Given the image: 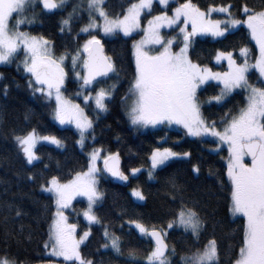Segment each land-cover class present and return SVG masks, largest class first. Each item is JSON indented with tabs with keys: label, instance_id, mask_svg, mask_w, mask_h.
Wrapping results in <instances>:
<instances>
[{
	"label": "snow or ice",
	"instance_id": "obj_1",
	"mask_svg": "<svg viewBox=\"0 0 264 264\" xmlns=\"http://www.w3.org/2000/svg\"><path fill=\"white\" fill-rule=\"evenodd\" d=\"M154 3L159 14L154 12ZM68 7L69 0H0V65L16 63L32 96L51 104L54 121L61 126L74 127L76 143L87 158L85 169L67 177L49 174L39 184L40 191L48 194L54 205L48 237L43 244L48 258L45 264H94L86 254L92 225L101 226L100 248L124 255L121 236L96 211L105 196L99 187L100 180L107 175L127 183L130 176L138 179V174L144 172L148 180H154L166 170L169 161L190 156L170 147H155L148 157L147 169L132 167L125 172L119 151H105L96 146L94 122L85 107L91 103L97 116L109 110L116 85H105L110 74L117 73L115 63L104 54L101 33L103 37L122 34L131 38L134 74L128 94L122 100L128 122L134 129L178 126L186 136L214 144L213 151L217 154L226 146L229 211L233 218H242L243 224L242 242L234 264H264V3L254 7L245 0L236 9L230 3L202 9L193 0H127L121 5L120 14H115L109 11L108 0H75L71 11L64 15ZM37 8L44 16L60 17L59 31L72 39L71 50L57 55L53 40L24 30V26L36 22ZM142 17L146 26H142ZM74 24L79 26V31H74ZM165 28L177 35L162 34ZM245 28L250 42H255L258 55L243 44L238 48V55L233 51H218L215 61L217 64L227 62L226 71H213L193 61L190 48L194 37L211 36L222 40ZM137 33L141 38H136ZM177 38L180 44L176 45L178 51H174ZM70 73L80 83L85 107L64 95ZM3 79L0 74V80ZM210 87H217L219 91L204 103L225 107V101L235 94L242 97L241 106L235 113L225 112L219 122L206 119L200 96ZM0 93L6 97L8 85H4ZM12 137L28 165L42 159L37 152L38 145H54L57 149L66 146L63 139L42 134L36 128L23 133L13 131ZM246 158H249L247 163ZM44 167L47 169L48 165ZM193 170L197 174L200 171L198 166ZM212 174L210 170L209 175ZM28 179L35 183L37 178L29 175ZM166 183L171 189L170 198L176 204L172 216L164 225L139 218L125 221L134 225L141 237L154 241L143 256L129 248L126 264H173L171 257L177 252L167 243V233L174 228L182 229L193 239V245L180 256V264H222L221 248L214 235L200 243L209 221L201 214L197 202L186 198L183 186L174 177H168ZM220 183H224L223 179ZM131 195L138 202L147 199L139 185L131 189ZM77 197L87 201L78 214L86 221V228L80 234L78 222H70L68 214L69 209L75 212L72 205ZM23 215L16 207L15 217ZM123 227L121 224V229ZM23 231L21 225L19 232ZM0 264H23L7 241L0 251Z\"/></svg>",
	"mask_w": 264,
	"mask_h": 264
},
{
	"label": "trees",
	"instance_id": "obj_2",
	"mask_svg": "<svg viewBox=\"0 0 264 264\" xmlns=\"http://www.w3.org/2000/svg\"><path fill=\"white\" fill-rule=\"evenodd\" d=\"M74 2L75 0H69V7L64 15L71 11ZM193 2L202 9L210 5L229 3L236 9L245 0H193ZM246 2L249 6L259 7L264 0H246ZM126 3L127 0H108L109 11L120 14L121 5ZM154 12L159 14L156 4ZM84 15L86 18V13ZM36 17V22L31 26H24V30L53 40L57 55L74 47L72 39L59 31V16H44L37 8ZM73 27L74 31H79L78 25L74 24ZM102 38L105 54L112 59L117 69V73L111 74L105 85L106 87L116 85L109 110L97 116L91 103L85 107L81 97L77 95L81 92L80 83L73 79L71 73L65 87L67 96L85 107L86 113L93 119L96 146L103 147L105 151H119L122 169L125 172L132 167L147 169L150 164L148 157L155 147H170L181 154L190 153V156L187 159L173 160L154 180H148L146 172L138 174V179L130 176L127 187L114 183L105 175L99 185L105 196L103 202L98 204L96 211L104 222L110 224L112 230L121 236L125 254L118 256L110 250L100 248L103 241L100 225L91 226L92 235L86 242V254L91 256L94 264H126L129 248L136 249L138 254L143 256L153 242L141 237L138 231L125 221L129 218H139L158 225L166 224L172 216V210L176 207L170 198L171 189L166 179L174 177L177 183L183 186L186 198L197 202L201 214L205 215L209 221L208 230L203 234L200 243L203 244L208 237L214 235L221 248L222 264H234V257L238 256L242 242L243 224L242 218H233L229 211L230 192L226 177L228 159L226 147L217 154L213 151L214 144L203 143L200 138H188L182 130L158 128L140 131L134 129L128 122L122 100L128 94L129 84L134 74L131 38L123 37L121 34L114 38L103 36ZM242 44L252 48L253 54L258 55V49L255 48L253 41L250 42L246 28L243 32L236 30V34L228 35L222 40L197 37L194 39L190 55L194 62L218 70L220 68L215 64L216 53L233 51L234 55H238V48ZM0 74L4 77L0 80V89L4 85L9 87V94L6 97L0 93V251L4 249L5 241H7L12 253L18 256L23 264L42 263L48 259L44 255L43 244L48 237L54 205L48 198V194L40 191L39 184L49 174L67 177L75 171L85 169L87 158L76 143L75 130L70 127H61L54 122L51 104L32 96L26 87L24 74L17 70L16 63L0 65ZM218 91L219 88L210 87L200 96L204 117L217 122L225 112L232 110L235 113L242 101L241 96L233 94L234 98L229 97L225 101V107L204 103L209 96ZM31 128H36L42 134H51L63 139L66 146L63 149H57L55 146L42 144L37 147V152L42 159L34 165H28L17 149L12 133L13 131L27 132ZM161 140H163L162 144ZM45 164L48 165L47 169L44 167ZM197 166L200 170L198 174L193 170ZM210 170L213 172L212 175H209ZM29 175L37 178L35 183L28 179ZM221 179L224 181L223 184L220 183ZM137 185L147 195L144 202L136 201L131 195V189ZM10 204L14 206L12 209L8 207ZM16 207L23 211L22 217H15ZM84 207H86L85 203L79 201L73 207L75 212L69 213L70 222H78L80 232L86 228V222L78 215ZM121 224L124 225L123 229ZM21 225L24 228L23 233L19 232ZM6 233L13 235L8 236ZM167 243L170 247L176 248L177 255L171 257L173 264H180V256L193 245V239L182 229L174 228L167 233ZM97 249L100 250L97 251Z\"/></svg>",
	"mask_w": 264,
	"mask_h": 264
},
{
	"label": "rangeland",
	"instance_id": "obj_3",
	"mask_svg": "<svg viewBox=\"0 0 264 264\" xmlns=\"http://www.w3.org/2000/svg\"><path fill=\"white\" fill-rule=\"evenodd\" d=\"M154 5H155V3H154ZM170 14V13H169ZM171 15V14H170ZM217 14H213V16L215 17ZM149 18H151L150 16H149ZM142 26H146V21L144 20V18L142 17ZM162 31V34H165L166 36H168L169 34L171 35V36H176L177 35V33L175 32V31H173L172 29H167V28H165V29H162L161 30ZM118 35V34H117ZM122 35V34H121ZM134 35H138V38L137 39H139V38H141L140 37V34H134ZM101 36H103V34L101 33ZM116 35H114V36H111V37H104V38H114ZM197 37H200V38H213V37H211V36H197ZM197 37H194V39L195 38H197ZM126 38H130V37H126ZM213 39H216V38H213ZM254 42V41H253ZM255 43V42H254ZM180 44V39L179 38H177V40H176V43L174 44V46H173V50L174 51H178V48L176 47V45H179ZM190 50H191V48H190ZM68 62L66 61V64H67ZM215 64H216V66H218L220 69H218V70H213V71H226L227 70V62H222V63H220V64H217L216 63V61H215ZM224 68V69H221V68ZM73 77V76H72ZM73 79L75 80V81H77L74 77H73ZM79 82V81H78ZM214 83V82H213ZM67 91L66 90H64V95L69 99V100H71L68 96H67ZM79 96V98L81 97V101L83 102V93H82V90H81V95H78ZM74 103H79V102H77V101H74V100H72ZM80 104V103H79ZM81 107H83L82 105H81ZM202 112H203V110H202ZM54 120V119H53ZM56 124H58V122H56V121H54ZM59 125V124H58ZM59 126H61V125H59ZM61 127H70V128H73L74 129V127L73 126H70V125H65V126H61ZM171 129H178V130H182L183 132H184V130L183 129H181V128H179L178 126H173V127H171ZM75 130V129H74ZM140 131H151V130H155V129H152V128H148V129H139ZM188 138H192V139H195L194 137H189V136H187ZM89 144H91L92 142L91 141H89L88 142ZM43 144V143H42ZM42 144H40V145H42ZM40 145H38V146H40ZM37 146V147H38ZM51 146H54V145H51ZM226 147V146H225ZM189 156H187V157H183V158H178V159H187ZM174 160H176V159H174ZM173 160H171V161H169V163L170 162H172ZM245 162L247 163V162H249V159L248 158H246L245 159ZM168 163V164H169ZM102 166V165H101ZM135 198V197H134ZM84 202L85 203V205L87 204V201H86V198H84V197H77V199L75 200V201H73V205H72V208L74 207V205L77 203V202ZM144 202V201H143ZM98 206V205H97ZM71 212H73L72 211V209H69L68 210V214L69 213H71ZM82 217V216H81ZM83 218V217H82ZM69 220H70V218H69ZM84 220V219H83ZM86 222V221H85ZM131 226H133L134 227V225H131ZM180 229V228H179ZM172 230V229H171ZM170 230H168V232H169ZM77 232H78V234H80V233H82V232H80L79 231V228L77 229Z\"/></svg>",
	"mask_w": 264,
	"mask_h": 264
},
{
	"label": "water",
	"instance_id": "obj_4",
	"mask_svg": "<svg viewBox=\"0 0 264 264\" xmlns=\"http://www.w3.org/2000/svg\"><path fill=\"white\" fill-rule=\"evenodd\" d=\"M104 54H105V50H104ZM106 55V54H105ZM111 75V74H110ZM249 159V158H248ZM120 164H121V168H122V158L120 156ZM114 183L120 185V186H123V187H127L130 183V179L127 183H123V182H120V181H117L115 180L114 178H110ZM154 243V241H152ZM170 246V245H169ZM171 248V247H170ZM36 264H45V262H42V263H36Z\"/></svg>",
	"mask_w": 264,
	"mask_h": 264
}]
</instances>
